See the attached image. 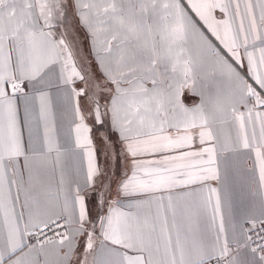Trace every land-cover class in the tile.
<instances>
[{
  "label": "snow or ice",
  "instance_id": "1",
  "mask_svg": "<svg viewBox=\"0 0 264 264\" xmlns=\"http://www.w3.org/2000/svg\"><path fill=\"white\" fill-rule=\"evenodd\" d=\"M0 264H264V0H0Z\"/></svg>",
  "mask_w": 264,
  "mask_h": 264
}]
</instances>
